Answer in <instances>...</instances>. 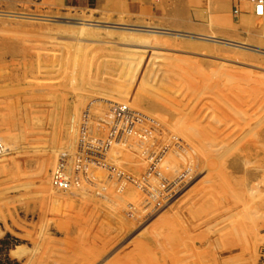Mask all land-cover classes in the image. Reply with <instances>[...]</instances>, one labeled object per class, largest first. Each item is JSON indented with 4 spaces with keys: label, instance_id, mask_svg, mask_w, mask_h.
Returning <instances> with one entry per match:
<instances>
[{
    "label": "rangeland",
    "instance_id": "obj_1",
    "mask_svg": "<svg viewBox=\"0 0 264 264\" xmlns=\"http://www.w3.org/2000/svg\"><path fill=\"white\" fill-rule=\"evenodd\" d=\"M247 26L0 0V264H259L264 24Z\"/></svg>",
    "mask_w": 264,
    "mask_h": 264
},
{
    "label": "crops",
    "instance_id": "obj_2",
    "mask_svg": "<svg viewBox=\"0 0 264 264\" xmlns=\"http://www.w3.org/2000/svg\"><path fill=\"white\" fill-rule=\"evenodd\" d=\"M45 1H58L69 6L96 9L100 16L106 17H118L120 13H127L164 29L174 27L177 31L214 33L229 38L247 31L257 32L249 30L248 23L256 21L264 24V0L261 14H256L252 0H196L199 4L193 11H189L188 0Z\"/></svg>",
    "mask_w": 264,
    "mask_h": 264
},
{
    "label": "built area",
    "instance_id": "obj_3",
    "mask_svg": "<svg viewBox=\"0 0 264 264\" xmlns=\"http://www.w3.org/2000/svg\"><path fill=\"white\" fill-rule=\"evenodd\" d=\"M253 2H254V0H252ZM256 1V0H255ZM257 5H256V14H261L262 13V8H261V6H262V4H263V2H262V0H257ZM259 264H264V253H261L260 254V257H259Z\"/></svg>",
    "mask_w": 264,
    "mask_h": 264
},
{
    "label": "bare ground",
    "instance_id": "obj_4",
    "mask_svg": "<svg viewBox=\"0 0 264 264\" xmlns=\"http://www.w3.org/2000/svg\"><path fill=\"white\" fill-rule=\"evenodd\" d=\"M85 21V20H84ZM87 21H89V20H87ZM78 24H82V22L81 21H76ZM86 22V21H85ZM85 22H84V25H85ZM96 23V22H95ZM95 23H93V24H95ZM99 25V24H98ZM91 26V25H90ZM93 26V25H92ZM95 26V25H94ZM103 26V25H102ZM87 28H84V29H82V28H80V29H78L79 31L81 30V31H85ZM87 32V31H86Z\"/></svg>",
    "mask_w": 264,
    "mask_h": 264
}]
</instances>
